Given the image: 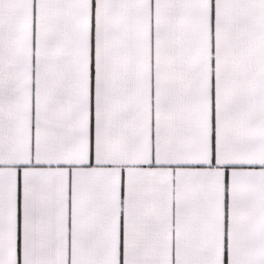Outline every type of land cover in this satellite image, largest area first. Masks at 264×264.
Wrapping results in <instances>:
<instances>
[{
    "label": "snow or ice",
    "instance_id": "6c2138e0",
    "mask_svg": "<svg viewBox=\"0 0 264 264\" xmlns=\"http://www.w3.org/2000/svg\"><path fill=\"white\" fill-rule=\"evenodd\" d=\"M0 264H264V0H0Z\"/></svg>",
    "mask_w": 264,
    "mask_h": 264
},
{
    "label": "crops",
    "instance_id": "0c3cea01",
    "mask_svg": "<svg viewBox=\"0 0 264 264\" xmlns=\"http://www.w3.org/2000/svg\"><path fill=\"white\" fill-rule=\"evenodd\" d=\"M93 3H94V0H93Z\"/></svg>",
    "mask_w": 264,
    "mask_h": 264
}]
</instances>
